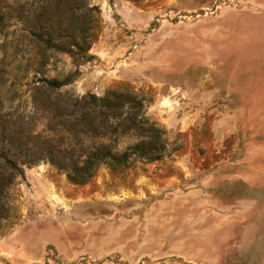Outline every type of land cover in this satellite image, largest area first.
Listing matches in <instances>:
<instances>
[{
    "label": "rangeland",
    "instance_id": "374dc122",
    "mask_svg": "<svg viewBox=\"0 0 264 264\" xmlns=\"http://www.w3.org/2000/svg\"><path fill=\"white\" fill-rule=\"evenodd\" d=\"M72 1H4L14 17L0 24V264H264V0H83L73 14ZM18 13L43 35L60 31L62 49L38 46ZM74 15L88 58L64 49ZM65 76L58 97L143 98L163 157L71 181L55 160L90 139L74 131L77 111L37 93Z\"/></svg>",
    "mask_w": 264,
    "mask_h": 264
},
{
    "label": "trees",
    "instance_id": "16d2710c",
    "mask_svg": "<svg viewBox=\"0 0 264 264\" xmlns=\"http://www.w3.org/2000/svg\"><path fill=\"white\" fill-rule=\"evenodd\" d=\"M4 1L0 0V24H4L14 17L11 10L4 9L9 7V4L4 6ZM70 11H72V14L75 11L85 12L83 0H73L70 4ZM16 15V18H26L25 21L32 27L30 34L34 37L38 46L44 50L49 48L62 49L60 44L55 43V39L60 36V31L51 28L45 31V35H43L41 33L43 31L42 27L38 26L41 31L36 29L35 27L39 24L29 19L28 15L19 13ZM36 19L39 20L38 17H35ZM71 22L67 34L75 41L72 46L64 48L65 52L80 58L90 57L87 54L89 46L87 44V27H84L85 23L81 24L76 15H74ZM69 77L65 76L61 80L43 79V84L38 87L37 93L49 98L50 94L55 92V101L51 103L54 109L61 113H66L71 117L73 112L77 111L78 116L73 118L72 126H78L79 128L74 131L85 139H90L86 144L82 142L83 138L81 137H78L80 138L78 140L75 139L73 144L68 142L65 146L68 151L66 149H64L65 152L62 151L67 154V157L64 159L63 156L55 160L57 167L63 170L71 181L79 184L86 182L99 164L117 169L129 164L135 158L151 161L163 157L168 142L163 137L162 127L155 122H149L144 116L142 110L143 98L120 91L111 92L103 97H98L92 93L80 98L73 97L71 94L58 97V88L69 83ZM69 107L72 111L68 110ZM1 128L8 141L20 146L22 132L5 114ZM130 134L142 135L144 139L118 150L116 146L119 138ZM91 138L95 140L93 141ZM79 157L81 158L80 164L77 163ZM5 162L9 163L6 157ZM9 164L10 167L14 166L12 162ZM7 179L6 182L10 183L11 179L9 177Z\"/></svg>",
    "mask_w": 264,
    "mask_h": 264
}]
</instances>
